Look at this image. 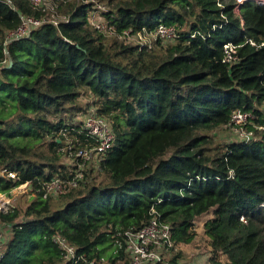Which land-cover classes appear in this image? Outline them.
<instances>
[{"label": "trees", "instance_id": "16d2710c", "mask_svg": "<svg viewBox=\"0 0 264 264\" xmlns=\"http://www.w3.org/2000/svg\"><path fill=\"white\" fill-rule=\"evenodd\" d=\"M44 3L0 0V193L25 183L34 193L0 212L10 231L0 264H66L54 237L77 248V264H129L124 234L148 224L152 209L178 246L205 248L202 233L207 264H264V131L217 140L238 109L264 126V6ZM97 5L108 31L89 17ZM26 19L41 24L10 37ZM160 25L176 29L175 41L154 37ZM126 32L149 39L130 44ZM228 43L239 46L234 65L224 62ZM90 105L114 145L66 194L45 197L54 177H76L64 156L88 145L73 121Z\"/></svg>", "mask_w": 264, "mask_h": 264}, {"label": "built area", "instance_id": "2783aa9c", "mask_svg": "<svg viewBox=\"0 0 264 264\" xmlns=\"http://www.w3.org/2000/svg\"><path fill=\"white\" fill-rule=\"evenodd\" d=\"M30 2L34 8L42 7L45 4L44 0H30ZM235 2V10L237 13L240 7L246 3H255L264 6V0H235ZM96 9L105 11V7H101L100 5L95 6V10ZM40 24L41 21L26 19L23 25L15 33L10 35V37H23L34 27L40 26ZM96 26L99 29L103 28L99 25ZM125 35L129 36L130 33L126 32ZM153 35L156 39H162L165 42H173L177 38V31L173 27L160 25ZM137 37L140 39L139 41H141L140 44L143 45L145 43V41L143 42L145 38L144 35L139 34ZM248 42H250L251 45H255L251 40H248ZM238 47L239 46H235L232 43H228L224 46L225 63L234 65L239 62L237 55ZM255 121L256 115L253 112L238 109L233 112L230 124L227 127L231 131L234 130L237 135L238 133H243L244 138H240L239 141L248 142L255 137L254 131L248 130L249 126H253L256 130L264 131V126L256 125ZM73 122L81 126L88 145L77 150H74L72 147H67L70 148V151L69 154L66 155H70L73 160H82L85 169H87L89 166L97 163L99 157L114 145L116 138L115 133L109 122L98 114L97 108L93 105H90L86 112L77 116ZM3 172L6 173L8 177L17 179L16 172L7 170ZM82 178V172L76 173V177L72 181H65L60 176L54 177L44 188L45 197L50 196L57 198L66 194L69 187L76 186V180H81ZM24 186L27 187L28 183L14 188L10 193H0V212L7 213L11 210L13 202L12 193L16 195V190ZM151 213H153L152 219L148 224L135 231H127L124 234L126 239L122 246L129 257V264H174V257L180 248L176 245L173 228L170 224L162 222L154 209H152ZM242 220H244V218H242ZM9 233L10 231L7 225H0V258L5 251ZM53 241L61 251V255L66 264H77L83 260V257L77 256V248L71 245L66 239L54 237Z\"/></svg>", "mask_w": 264, "mask_h": 264}, {"label": "rangeland", "instance_id": "374dc122", "mask_svg": "<svg viewBox=\"0 0 264 264\" xmlns=\"http://www.w3.org/2000/svg\"><path fill=\"white\" fill-rule=\"evenodd\" d=\"M101 7H104L103 5H100ZM89 17L91 18V21L96 24V25H99L100 27H103L102 29H104L105 31H108V23L106 22V18L104 16H102L101 14V10H95L93 11ZM127 37V42L130 43V44H140L141 41H139L140 39L137 37V35H129V36H126ZM149 38L147 39H143V42L144 41H147ZM89 109V107L85 110L87 111ZM263 110H264V106H263ZM74 119V118H73ZM248 130H254V127L253 126H249L248 127ZM244 138V135L243 133H238L235 134V131L234 130H230V129H223V130H219L217 131V140L218 141H221V140H225V141H229V140H235V139H238L240 140ZM64 163L67 164L68 166H70L74 171H76V173L78 172H82L83 170H85V165L83 164V161L82 160H73L72 157L70 155H66L65 158H64ZM101 178H99L100 180ZM34 193H32L28 186H24V187H20L16 190V195L14 193H12V197H13V202H12V206L14 207L15 205H21V206H25L26 204H28L31 200ZM209 216V215H208ZM207 218V216H203L201 218H199L198 220V223L199 225L205 221ZM201 228V226L199 227V229ZM198 229V231H199ZM198 239H201L200 240V243L206 248L205 246V243H203L204 241H202L204 239V237L202 236V233H199V236H198ZM203 248V247H198V249L200 250H191V252L186 255L184 257V264H188V262H192L190 259H192L193 256L195 255H199V256H202V257H205L206 255L204 253H207V250ZM204 251V253H203ZM196 262L198 261H193L191 264H195Z\"/></svg>", "mask_w": 264, "mask_h": 264}, {"label": "crops", "instance_id": "0c3cea01", "mask_svg": "<svg viewBox=\"0 0 264 264\" xmlns=\"http://www.w3.org/2000/svg\"><path fill=\"white\" fill-rule=\"evenodd\" d=\"M179 248H180V250L178 251V253L176 254V257H175V258H177V260L175 261L176 264H184V262H183L184 261V257L191 252L190 249L196 250V249H193L190 246H184L183 244L179 245ZM190 260L192 262L193 261H198L195 264H207V256L202 257V256H199V255H195ZM192 262L189 261L188 264H191Z\"/></svg>", "mask_w": 264, "mask_h": 264}]
</instances>
